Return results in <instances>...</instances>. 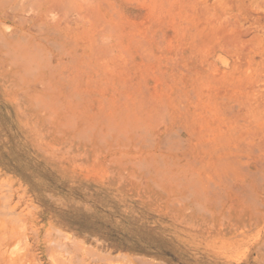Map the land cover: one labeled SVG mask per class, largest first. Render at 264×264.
Segmentation results:
<instances>
[{"label":"rangeland","instance_id":"rangeland-1","mask_svg":"<svg viewBox=\"0 0 264 264\" xmlns=\"http://www.w3.org/2000/svg\"><path fill=\"white\" fill-rule=\"evenodd\" d=\"M0 264H264V0H0Z\"/></svg>","mask_w":264,"mask_h":264}]
</instances>
